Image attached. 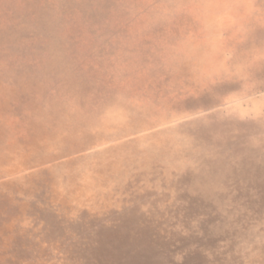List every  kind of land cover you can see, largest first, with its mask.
I'll use <instances>...</instances> for the list:
<instances>
[{"label": "rangeland", "instance_id": "rangeland-1", "mask_svg": "<svg viewBox=\"0 0 264 264\" xmlns=\"http://www.w3.org/2000/svg\"><path fill=\"white\" fill-rule=\"evenodd\" d=\"M0 264H264V0H0Z\"/></svg>", "mask_w": 264, "mask_h": 264}]
</instances>
